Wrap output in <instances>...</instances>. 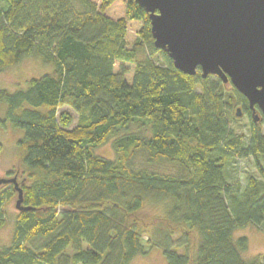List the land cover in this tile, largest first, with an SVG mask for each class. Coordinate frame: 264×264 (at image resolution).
<instances>
[{"label":"trees","instance_id":"16d2710c","mask_svg":"<svg viewBox=\"0 0 264 264\" xmlns=\"http://www.w3.org/2000/svg\"><path fill=\"white\" fill-rule=\"evenodd\" d=\"M27 56L53 70L0 89V121L24 131L32 208L16 215L0 264H130L151 246L165 264H264L233 238L264 226V116L254 122L231 83L175 68L135 0H0V72ZM64 105L78 114L72 127L57 116ZM240 106L244 138L230 126ZM108 142L114 158L96 152ZM230 158H250L259 176L244 183ZM151 204L160 214L140 215Z\"/></svg>","mask_w":264,"mask_h":264},{"label":"water","instance_id":"95a60500","mask_svg":"<svg viewBox=\"0 0 264 264\" xmlns=\"http://www.w3.org/2000/svg\"><path fill=\"white\" fill-rule=\"evenodd\" d=\"M148 14L153 44L187 75L218 76L264 116V0H135ZM241 115V108L235 111ZM14 179L0 178V185ZM15 207L23 205L15 183Z\"/></svg>","mask_w":264,"mask_h":264},{"label":"rangeland","instance_id":"374dc122","mask_svg":"<svg viewBox=\"0 0 264 264\" xmlns=\"http://www.w3.org/2000/svg\"><path fill=\"white\" fill-rule=\"evenodd\" d=\"M52 70V65L44 64L39 58L27 56L19 63L6 67L0 72V89H5L9 92H14L18 89H26L30 79L38 78L45 73L51 72ZM228 86L230 87L229 84ZM63 112L68 113L72 117V124L70 127L74 126L77 122L78 114L72 108L64 105L57 109V116H60ZM234 112L235 109L231 113L232 119L230 126L238 135H242L244 138L248 134L249 130V117L245 113V110H243L241 115L238 117H236ZM3 114V110L0 107V119L3 118ZM261 126L264 131V122H262ZM23 135L24 131L20 128L12 126L9 121H5L3 123L0 121V178L4 177V174H6L9 170H17L19 173V182L23 180L22 182H25L24 184L27 185L29 183V179L27 180V178H25L26 168L19 163L20 157L18 141L23 137ZM96 152L106 158L115 157L109 142L99 146ZM229 160L232 164L231 169L233 173H236L238 178L244 181V183L248 175L259 176V172L250 158H230ZM159 166L175 172V167L173 165L160 164ZM15 201L16 193L11 198H4L0 204V210L3 212L5 217V222L0 227V248L10 243L14 228V220L16 215L20 212L15 207ZM156 205L157 204H151L146 206L140 215L151 216L153 214H160L159 211H161L162 207L161 205H157L156 207ZM241 236H245L248 239V248L243 253L246 259H251L256 255L264 254L263 225L261 227L249 225L245 228L236 230L233 234V238L235 240ZM144 239L146 238L144 237ZM174 239L175 241H172V243L174 242V245H177L181 242L183 243L185 237L183 238L178 234H174ZM165 262L166 260L162 249L158 246H151L145 254L134 257L130 264H165Z\"/></svg>","mask_w":264,"mask_h":264},{"label":"flooded vegetation","instance_id":"af4514ba","mask_svg":"<svg viewBox=\"0 0 264 264\" xmlns=\"http://www.w3.org/2000/svg\"><path fill=\"white\" fill-rule=\"evenodd\" d=\"M247 106H248V102H247ZM240 108H241V112H242L243 111V107L240 106ZM248 108H249V106H248ZM249 110H250V108H249ZM18 174L19 173H18L17 170H9L6 174H4V177H2L3 179H6V180L14 179V181L13 182H7V183H4V184H1L0 185V194L3 193L6 189H8L10 187L14 189L15 183L19 187H20V185H22L21 182L23 180H21V182H19V175Z\"/></svg>","mask_w":264,"mask_h":264}]
</instances>
